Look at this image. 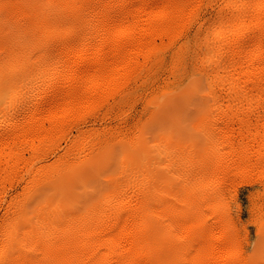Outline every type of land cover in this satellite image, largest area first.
I'll use <instances>...</instances> for the list:
<instances>
[{"label":"bare ground","instance_id":"obj_1","mask_svg":"<svg viewBox=\"0 0 264 264\" xmlns=\"http://www.w3.org/2000/svg\"><path fill=\"white\" fill-rule=\"evenodd\" d=\"M205 1L0 0V195H4L2 193L6 184L17 177L20 180L19 175H22L26 184L21 193L27 196L24 203H19L15 197L7 202L8 207L0 223V264H164V256L168 255L165 245L169 243L170 247L177 249L186 238L189 242L183 241L186 243L184 251L189 254L185 252L184 258L179 254V258L181 256L188 264H251L249 258L239 250L237 226L231 225L229 214L222 211L216 216L209 211L205 214L199 207L201 204H194L195 200L190 202L193 205L190 204L188 210L187 207L182 209L183 206L177 208V203V206L174 203H163L161 196L156 194L154 197L152 194L151 190L155 187L151 189V175L144 177L143 174V180L138 186L133 183V179L130 181L131 178H126L127 184L123 187L120 186L122 180L119 182L111 179L113 184L102 198L77 216L66 215V212H60L62 207L56 209L52 204H47L45 210L40 203L37 204L34 217L27 214L28 198L38 196V190L42 188L45 190L58 185L59 178L55 172L36 166L45 150H50L58 139L67 136L73 128H78L79 134L69 140L65 152L59 157L60 172L70 174L75 170L79 158L87 160L90 152L86 153L85 148L94 142V134L90 130V134H85L80 127L81 123L109 104L110 100H113L110 110L114 111L131 95L134 84L147 79L157 65H162L161 55L183 38L181 36ZM229 8L232 18L226 16L228 20L213 24L212 37H205L201 44L206 56L215 54L213 84L220 83L221 95L231 97L228 105L218 102L223 108L216 111H221L224 123L237 119V116L240 118L248 115L251 118L255 114L261 116L264 113V0L224 1L221 10ZM184 45L174 51L178 61L173 64V71L181 63ZM214 92L217 93L212 89ZM240 106L245 109L241 116L235 112ZM216 111L214 114L218 115ZM232 122L234 124L235 120ZM240 128L237 132L232 129L225 132L227 141L223 144V151L218 150L219 154L207 153V156H202L204 159L201 166L204 168L199 167L209 178L204 175L207 181L203 186L204 191H201L203 188L199 187L203 178L199 181L201 177L196 179L199 176L196 174L195 179L200 183L193 188L200 184L198 188L204 192L198 195L199 199L196 195L197 202L203 199L208 204L210 199H216L224 187L232 180L234 183L237 175H250L252 178V174V179H258L254 173L264 171V152L259 149L262 144L264 150V133L260 132L262 128L260 131L252 130L253 133L250 130V135L246 134L249 129L246 130L244 126ZM220 129L223 131L222 127ZM217 137L213 139L219 141L223 138ZM234 139L238 141L235 143ZM213 150L218 153L215 148L210 151L214 153ZM27 152L29 156H26ZM193 162L191 160V163H187ZM188 166L185 165L190 168ZM192 166L197 172L198 164ZM172 168L170 166L169 169L172 171ZM181 172L182 169L179 174ZM150 174L154 176V173ZM185 175L181 174L182 178H179L183 182H191L185 181ZM178 176L176 174L175 177ZM263 177L260 179L263 180ZM192 182L189 184L192 185ZM172 185L169 186L172 188ZM187 187L185 185L184 189H192V186ZM196 190L189 192L195 193ZM191 194H187L188 198ZM20 198L23 199V196ZM170 199H166L169 200L166 202H170ZM167 212L172 214L170 227L168 225L172 233L164 240L158 239L157 228L164 224L162 218ZM168 217L165 221L170 220ZM19 225L22 227L21 232L18 230ZM218 228L222 230L214 237V231ZM170 258H174L173 254Z\"/></svg>","mask_w":264,"mask_h":264},{"label":"rangeland","instance_id":"obj_2","mask_svg":"<svg viewBox=\"0 0 264 264\" xmlns=\"http://www.w3.org/2000/svg\"><path fill=\"white\" fill-rule=\"evenodd\" d=\"M221 1L224 2L226 0H207L205 1V3L202 5L200 10L198 11L195 19L191 22V24L187 27V29L181 36L183 38H180L173 48L164 52L161 55V61H163L161 63L162 65L160 64L157 65V67L154 68L153 72L150 74L149 77H147V79L140 80L139 82L134 84L133 89H132L133 92L131 93V95L127 99H125L123 103L119 104L118 107L114 111L110 110L111 103H113V100H110L109 104L101 108L102 110L100 109L96 114L92 115L86 121H84L85 124L84 122L81 123L82 125H80V127L82 130H84L85 134L86 132H87V135L90 133L94 134L92 135L94 139L93 143H96V145L95 144L92 145L93 143H89L87 145L88 147L85 148L87 149L86 153L90 152V154L92 155L88 154L87 160H84V158H79L76 162L77 165H75V170L72 173L63 174L62 172H60L62 170H61V164L59 161V157L65 152L66 147L69 143V140L74 139L75 136L79 134L78 128H75L77 130L73 128V130H71L72 132L70 131L68 133L67 135L68 137L65 136V137H61L60 139H58L59 141L57 140L54 146L50 148V150L49 149L45 150L46 153L44 152L42 155L43 159L42 157L38 159L36 162L37 164L36 166L47 168L50 171L55 172V174H57L56 176L59 178L58 183H57L58 185L57 186L55 185L54 188H45V190H43L44 188H42L38 190V193L40 192L38 196L34 195L33 199L31 197L28 198L29 204H28L27 214L34 217V214H36V208H38L37 204L40 203L41 204L40 206L42 208L45 207V210L48 207V205L52 204V206L54 205L56 209L63 208V210H60V212L61 211L66 212L65 213L66 215L77 216L79 213L86 210L96 200H99L102 198V195L106 193L109 186L113 184V181L111 179H114L116 181L119 180V182L121 180H122L121 182L125 180L124 183L122 184L120 182V186L123 187L125 182H127L126 180L127 179L129 180L131 178L130 181H132L133 179V183L135 182L138 186L140 185V181L143 180L142 178L143 176L145 177L146 175L147 176L151 175L152 176V177L150 176L152 179L151 189L155 187L151 190L152 194H154L153 195L154 197H156V194L159 195V197L161 196V199H162L161 201L163 203H174V204L177 203L178 206L175 204L177 208L183 206L182 209L183 208L186 209L187 207V210H188L189 209L188 207L191 204L190 202H193V200H195L194 204L195 203L197 205L201 204L199 205V207L202 208L205 214H208V211L211 215L215 214L214 216L219 215L220 211H222L223 213H226L227 215L229 214L231 225L237 226V229H236L237 237H238L237 245L240 248L239 250L242 253V255L245 257H248L249 263L251 264H264V232H262L264 231V183H262L263 185L261 184V182H264V177H263V180L260 179V177L262 178V176H264L263 170L257 173H254L255 177L257 176L258 179L256 178L252 179L253 178L252 174H251L252 178L250 177V175H245L246 179H244L245 177L244 174L239 175V176L243 175V177H239L237 175L236 177L238 178L234 180V183H232L233 181L232 180L231 183L227 185L230 187L226 186L222 189V191L220 190L221 191L220 193L223 195L225 194V196L222 195L223 196L222 197L221 194H219L221 197L214 196L216 199L214 198L210 199V202H209L210 204L209 203L207 204V202L205 201L208 206L207 205L205 206L204 204L205 202H203L204 201L203 199L199 200L198 202L195 199L196 195H197V199H199L198 195L200 194L203 195L204 192L202 193L201 191H204L205 188L203 186L206 183L205 181H207V179L205 178L206 174L202 173L203 170L200 169L203 166L202 165V160L204 159L203 155L207 153L208 154L209 153L219 154L218 150L223 151V147H224L223 144L224 143L226 144V141H227L225 140L226 139L224 135L226 134L225 132L228 133L230 129L238 131L240 126L241 128L244 126L245 129L247 126H249L246 129V130L249 129V132L248 131L246 132L247 135H250L251 134L250 132L252 130L254 132L260 131L261 128L262 130L260 132L264 133L263 131L264 130V125H263L264 124V118H263L264 113H261L263 114L261 116L258 114H255L250 118L248 115H243V116H246V117L248 116V117L239 118V116L237 115L241 116L245 110L244 107L240 106L237 108V111L239 110L238 112L235 109V112L237 114L236 115L237 119L233 117L236 123L234 122L233 124L232 121L234 120H232L231 122H229L231 123L229 125V123L227 122L225 123L222 122V118L224 117L221 114V111H219L220 113L216 111V110H219L220 108H223V106L220 107V105H218L219 103L223 105H228L231 102L230 100L231 97H229L228 95H221L220 83L213 84L214 76H215L214 73L216 70L215 65L213 64L215 54L206 56L205 50L202 48L201 44L205 40V37L207 36L212 37L213 29H214L212 27L213 24L221 20H228L229 18L230 19L232 18L231 13H230L231 11L230 8L224 9V11L221 10L222 4H223V2ZM226 10H227V13L225 12ZM226 16L227 17L230 16V17L227 18ZM183 44H185L184 45L185 47L182 53L181 63H179L175 71H173L171 70V68L173 64H175L178 61L174 54V51ZM212 64L214 65V67L212 66ZM212 89L216 90L217 93L215 92H214L215 94L212 93ZM225 96L226 97L228 96L227 97L228 100L225 98ZM224 99L226 100L224 101ZM227 101L228 103H226ZM128 103H130V105ZM215 104L217 105V108L219 107L218 109L216 108ZM214 111H216L218 115L214 114L215 113ZM220 114L222 115V117L220 116ZM257 115L258 117H256ZM259 117L260 119L262 118L263 120L262 119L260 120ZM241 118L243 119V121H241ZM248 118H250L252 121H250V119L248 120ZM206 119H209L210 122ZM219 119L221 120V122H219ZM237 120L243 122V124L241 122H237ZM245 120L246 121L248 120L247 124ZM260 121H262L263 124ZM258 122H260V125ZM201 123L204 125V128ZM210 124L212 125L215 124V125L212 126ZM238 125L239 127L237 128ZM261 125L263 126L261 127ZM258 126H260V128H258ZM207 127L209 131L213 130L214 132L213 131L209 132L206 129ZM221 127L223 131L220 129ZM89 130H90V133L88 132ZM219 132H221L220 135H219ZM217 136L219 137V139L221 137L223 138L225 137L224 141H223V138L220 139L223 142L220 140L219 141L214 140L213 137L216 139ZM196 137H197V141H196ZM82 139H80V141ZM131 139H133L134 141ZM234 140H235L234 141L235 143L238 141V139H234ZM130 141L132 143L134 142L135 144L137 142V144L136 145L134 143L132 144ZM210 141L211 142L214 141V143H212L211 145ZM215 141H217L218 143L222 142L221 143L222 145L220 143L218 144ZM140 142L143 144L141 145ZM102 144H105V145H102ZM191 144L193 145L191 146ZM213 144H216V145L213 146ZM95 146H98V147L96 148ZM210 147L211 149L215 148L218 151V153L215 152V150H213L214 153L211 152ZM260 147H259L260 151L262 150L261 152H264V150L262 149V144ZM78 149L81 150L80 147H78ZM88 149L90 151H88ZM120 151H122L123 153H121ZM180 152L183 153V155L186 158L182 156ZM27 153H26V156H29V153L28 154ZM177 154H178V157H177ZM195 154H198V155H195ZM187 156L190 160H187L188 159ZM174 159L176 162H174ZM199 159L200 161H198ZM186 160L187 162H190V163L192 160V162L194 161L193 162L194 164L193 163L188 164ZM182 162L186 166L190 165L188 166L190 168H186L185 165L182 164ZM196 163L198 164V167L196 166L197 172H196V168L194 167ZM146 164L148 165V167L146 166ZM170 166L171 167L173 166L172 168L173 172L175 171V168L177 172L175 171L176 173L174 172L172 174L171 169H169ZM191 166L194 167L195 169L194 168L192 169ZM123 168H125L127 172H125V169ZM136 168H138V170H136ZM185 168L186 170L190 169L189 170L190 172H192L193 170L195 171H193L192 172L193 174L189 176L188 173L190 172L186 171ZM143 169L144 170L146 169V170L144 171ZM181 169H182V172L186 171V173L181 172L179 174ZM165 170L167 174L166 173L164 174ZM136 171L138 172L136 173ZM169 172L172 174V176ZM200 172L202 175L199 174ZM150 173H154V176L153 174H150ZM176 174L179 176L175 177ZM181 174L182 175L186 174L185 176H183V178L185 177L184 178L185 181L191 180L192 182V180H194V182H192L193 184L190 185L191 184L190 181L183 182L184 180L181 179L182 178ZM196 174L199 176H197ZM132 175H135L136 178H134V176ZM192 175H193V178H192ZM19 176L22 177V175H19ZM195 176H197L196 179H198V177H201V179L199 178V181L202 180L203 178L202 180L204 182L203 185H202V181L201 183L198 180L196 181ZM21 177H20V180H19V177H17L15 179L16 181L14 180L15 183L13 181L11 183L6 184L7 185L6 188L3 189L4 193H2V195L3 194L4 195L3 196L0 195L1 196L0 197V223L4 219L3 214H5L6 209H7L6 207H8L7 202L12 197L13 198L15 197L17 200H19L20 201L19 203H21V201H23L24 203L27 198L26 195L24 196L23 193H21L24 191L23 190L24 184H26L25 182L26 180H24L23 177L22 178ZM169 177L172 179H169ZM247 177H249L250 179ZM21 179H22V182H21ZM177 180H180V181L177 182ZM168 182H170L171 184ZM198 182L201 184V185L199 184L200 187L199 185L198 186L196 185L197 188H193V186H195V184H197ZM184 184L186 185V187L187 185L192 186L193 190L195 189L197 190L195 191V193L189 192V191H192V189L190 190L189 188V191H188L187 189L188 187H187L185 188L187 189L188 191L187 192L184 189L185 187ZM169 185H172V188ZM161 186L162 188H160ZM180 186H182V188ZM178 187L180 189H178ZM198 187L200 189L202 187L203 190L200 191ZM156 189L158 191L161 190L162 192H158L156 191ZM197 191H199L200 193L198 192L196 194ZM186 192L187 194L188 193L194 194V195L191 194L192 199H190L191 198L190 195H189L190 198H188V195L185 194ZM166 193L169 196L172 195L171 199L169 196H168L169 198L168 197L166 198L167 196ZM180 193L184 194L183 198L181 197L183 194L177 195ZM162 194H164V196H162ZM27 195H31V193ZM22 196H23V199L20 198ZM184 197L186 198L185 200L188 201L190 199V201L187 202L183 200ZM166 199H170V202H166V201H169ZM176 199L179 201H177ZM214 200H216L217 203ZM218 200L220 202L222 201V203L220 204ZM179 202H182V203L179 204ZM214 202L216 204H214ZM213 204L216 206L214 207ZM192 205L193 203L191 204V206ZM221 205L225 207L226 209L222 208ZM212 208L215 210V213L213 212L214 210ZM205 210H207V213L205 212ZM167 213H165L166 216L162 218V220H164L162 223L164 224L163 225L161 224V226L158 224L159 225L157 228V233H158L157 235H159L157 236L158 239L164 240L172 233L171 228H169L171 225L170 223H171L172 214L169 212ZM168 216H171V217H168ZM166 217L170 218V220L167 218L169 221L166 220L168 221L167 222L168 224L165 225ZM165 226H167L170 230H168V228L164 229ZM18 230L20 232L22 231V227L20 225L18 226ZM221 230H222L221 228L216 229L213 234L214 237H216L219 234V232H221ZM164 231H166L165 232L166 234L164 233ZM174 235L176 236V234ZM177 239L178 241H180L179 238ZM185 240L189 242L188 238H186ZM185 240H182L181 243L184 244V242H187ZM158 242H160V240H158ZM181 243L179 242L178 244H181ZM187 244L189 245V243ZM182 245L177 246V249L170 247L171 245L169 243L165 245L166 250H168L167 251L168 253L166 254L169 255L171 252H173L171 254H173L174 258L173 259L170 258L171 254L169 256L167 255V257L165 255L163 259V260L166 259L165 261H163L164 264H169V263L170 264H173V263L174 264L175 263L185 264L186 260L183 258H184V255H186L185 252L187 251H184L185 250L184 248L186 247V245L185 246H182ZM178 247H180L179 248L180 251ZM182 248H183V251H182ZM186 249L188 250V248ZM179 254L182 255L183 258H181V256L179 258ZM187 254H189V252H187ZM170 259L173 260V262H171ZM175 259L178 261H176ZM186 264H188L187 261H186Z\"/></svg>","mask_w":264,"mask_h":264}]
</instances>
